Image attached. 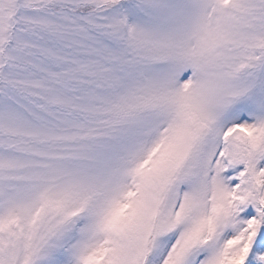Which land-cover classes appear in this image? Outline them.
<instances>
[{"label":"rangeland","instance_id":"374dc122","mask_svg":"<svg viewBox=\"0 0 264 264\" xmlns=\"http://www.w3.org/2000/svg\"><path fill=\"white\" fill-rule=\"evenodd\" d=\"M0 264H264V0H0Z\"/></svg>","mask_w":264,"mask_h":264}]
</instances>
